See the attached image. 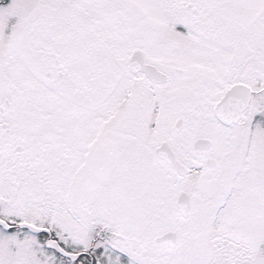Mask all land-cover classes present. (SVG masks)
<instances>
[{
    "label": "snow or ice",
    "instance_id": "6c2138e0",
    "mask_svg": "<svg viewBox=\"0 0 264 264\" xmlns=\"http://www.w3.org/2000/svg\"><path fill=\"white\" fill-rule=\"evenodd\" d=\"M0 264H264V0H0Z\"/></svg>",
    "mask_w": 264,
    "mask_h": 264
}]
</instances>
